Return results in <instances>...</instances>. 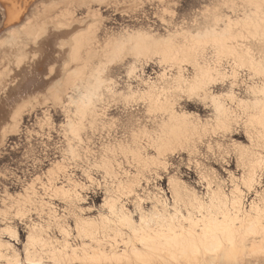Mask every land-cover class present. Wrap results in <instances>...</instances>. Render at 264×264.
Returning <instances> with one entry per match:
<instances>
[{
    "label": "bare ground",
    "instance_id": "1",
    "mask_svg": "<svg viewBox=\"0 0 264 264\" xmlns=\"http://www.w3.org/2000/svg\"><path fill=\"white\" fill-rule=\"evenodd\" d=\"M61 1L63 0H45L35 13L23 19L21 8L17 9L16 0H0V27H6V30L2 29L5 30L4 34L0 35V62L1 67L4 66L0 67V77L3 72L8 73L19 68V71H12L13 73L5 76L8 79L15 78L9 92L18 94V104L27 100L19 109H30L34 98L45 96L32 94L36 88H42L50 81L41 83L42 79L39 78L41 81L35 82V77L42 75L43 70L36 67V72L32 66L43 59L53 60L50 54L55 45L53 41L51 43L50 32L58 26L49 21L47 16L56 12ZM75 1L72 6H81L89 13L92 6H95L93 4L103 0ZM141 1L146 5V8L141 6L143 15L149 13L154 25H157L155 31H167L173 27L168 37L163 41L148 43L147 39L155 33L149 28L150 31H129V28L124 31L122 28L121 33H117L119 35L113 36L100 34L101 38L97 40L93 51H90L97 55L98 62L89 65L90 67L86 66L82 75L81 71L73 72L68 81L56 85L47 95L46 99L56 95L60 97H57L59 101L63 102L61 96L69 93L70 98L67 100H71L70 113H73V117L70 120L71 118L66 116L67 120L65 119L62 128L67 152L71 155L73 145L80 139V131L85 126V109L97 90L106 84V94L100 101L103 102V108L113 99V90L108 78L104 76L103 66L125 51H155L164 55L177 51L174 57L169 56L167 59L172 63L183 59L187 52L203 48L202 44L214 43L216 48L222 51L230 72H213L207 68L197 74L190 70L187 72L188 79L184 87L187 89L185 97L192 101L193 106H197L195 103L198 101L203 107L210 108L212 113L202 115L200 109L194 107L181 110V114L175 113L174 102L169 103V106L165 105L169 97L168 78L166 72L162 73V77L153 84L156 87H148L147 91L154 109L167 106L168 110L174 112L172 125L170 124L166 131L148 126L149 131L146 124H142L143 116L140 117L141 120L136 119L134 114L132 117L114 119L111 121L112 125L106 118L103 121L106 125L102 126L104 130L106 126H121L124 131L131 133L132 141L127 143L125 140L103 137L99 146V159L93 160L90 156H83L81 159L85 171H93L92 167L100 170V184L94 176L88 174L86 177L92 184L91 188L101 189L103 192L99 210L94 213L91 212L94 206L82 205L87 195L83 191L88 187L77 182L76 176H66L64 167L59 162L54 163L47 169L46 181L36 183V186H40L38 190L34 184V187L31 185L33 189L30 188V191L34 193L17 194L22 196V199L13 201L10 206L12 209L15 204L19 206L14 216L20 218L24 216L26 208L33 203H39L41 210L48 214L47 224L32 221L27 225L26 238L22 242L23 259L19 257L14 244L0 236V264H61L71 261L80 264H261L264 261L257 259V256L264 252V57L260 54L262 38L256 33L259 28L264 29V0H249L244 10L243 7L235 10L232 5L234 13H240L237 17L226 15L223 22L219 18H212V25L202 29V34L186 33L176 15L179 0ZM72 6L64 10L70 11ZM36 16L42 20L39 24L34 20ZM32 22L36 23L32 26L36 29L32 30L29 26ZM179 36L191 42L176 49L172 42ZM27 42L29 43L26 44ZM27 45L32 47L29 49ZM46 48L51 49L46 52L47 56L43 52ZM37 59L39 61H35ZM56 61L58 60L55 59ZM20 63L23 64L22 67ZM89 63L87 61V64ZM60 86L62 87L59 88ZM64 96L62 98H65ZM44 107L38 108L42 111L41 118H38L39 132L45 131L43 125L46 126L49 121L51 124V112L55 110L54 105ZM39 110L33 114L30 112L29 116H38ZM15 113L17 114V111ZM15 113L14 119L11 117V123L6 124L8 128L12 124L7 131L9 138L10 135L20 132L30 135L27 125L18 130V124H14L17 116ZM103 115L102 112L100 117ZM242 134L245 138L243 141L236 137ZM143 147L152 149L147 151ZM204 147L207 151L202 156L200 151ZM179 154L188 156V166L192 165L197 171L202 186L200 190L185 180L181 173L171 169L175 155ZM211 159L216 160V163L227 164V168L229 159H234L236 170L240 173L237 175L233 171H227V177L222 178L220 172L212 168L209 161ZM8 173L0 168L1 176ZM165 175L168 191L160 187L161 182L160 186L157 184ZM58 177L66 178L68 184L55 183L54 180ZM150 183L153 187L149 186ZM54 199L64 202V212L59 213L60 210L52 206ZM4 229V235L8 238H18V232L10 221Z\"/></svg>",
    "mask_w": 264,
    "mask_h": 264
},
{
    "label": "rangeland",
    "instance_id": "2",
    "mask_svg": "<svg viewBox=\"0 0 264 264\" xmlns=\"http://www.w3.org/2000/svg\"><path fill=\"white\" fill-rule=\"evenodd\" d=\"M43 1L45 0H16L17 2L16 4L18 5L17 9L21 8L20 12L23 14V19H25L28 16H31L33 13H35V11L38 10L39 5L44 4L42 3ZM247 1L249 0H183V1L179 0L176 7V15L178 21L181 20L180 22H182V27L186 29L185 31L187 34H189V32L200 34L201 32H204L203 30L206 27L212 25L213 23L212 18L215 17L219 18L221 19V22H223L224 16L226 15L229 16L232 15L233 18L237 17V15L240 13L238 11L234 13L236 8L239 9L243 7L244 10L245 6L248 5ZM75 2H76L75 0H63L59 2L56 12L55 13L53 12L52 14H49L50 16L49 15L47 16L49 21L51 20L52 22H55V25L58 26L57 29L53 28L55 30H52L50 32L52 33L50 36L51 37L50 39H52L51 43L54 42V45L56 46V48L54 46V50L50 54L53 60L43 59L39 63H36L34 64V66H32L33 68H35L36 72H37L36 67L38 69L43 70L41 72L42 75L39 74V76L41 75L40 77L38 75L35 77L37 78L35 82L39 83L41 79H42L41 83H43L45 80L47 81L50 80L49 84H47L42 88H36L34 91H32L33 92L32 94L35 95L39 94L45 96L44 97L41 96L42 98L39 99L32 98L34 101L30 99L31 101H33V105L30 106L32 109L30 107H29L30 109H28L27 107H26L27 109L26 108L19 109L22 106V104L27 103V100H25L26 102L23 101L22 103L18 104V102H20V100H17L20 99L18 98V94L15 95L16 93L13 94L12 92H9V89H11L14 85L15 78H9V79L5 78L6 74L13 73L14 71H17L19 68L18 67L15 68L17 70L14 69L10 70L8 73L3 72V75H1L0 77V168L2 167L4 170H7L9 172L8 175L5 176L2 175L3 177L0 175V190H2L0 191V236L3 237V239L9 240L12 244H14V247L18 249L17 251L21 259L24 258V252H23L24 248L22 242L24 241V238H26L25 235L27 234V225L30 224V222L32 221H35L38 224L41 223L47 224L48 214L44 210L43 211L41 210V208L39 207V203H35V204L33 203L30 207L26 208L23 217L19 218L17 216H14L15 215L14 213L16 212V208H19V206L15 204L16 207L14 206L13 207L14 209H12V207L10 206L12 205L13 201L18 202L22 199V196H20L21 197L20 198L19 195L17 194L20 195L33 194L34 191L32 193L30 191V188L33 189L35 185V188L38 190L40 186H36L37 185L36 183H40L41 181H46V178L48 176L47 169L53 166L54 163L59 162V164L64 167L63 171L67 174L66 176H70V177L76 176L77 182L86 184V187H88L89 189L85 187L86 190L83 192L86 193L88 196L86 195V199L85 201L82 202V205L94 206V210L91 212L94 213L97 212L99 210L98 207H100L102 202L103 192L101 191V189L91 188L92 184L90 183L89 179L86 177H88V174L92 175L96 178L95 179L96 182L100 184V182L102 181V179L101 181L99 179L100 170L96 167H92L93 171L90 169L85 171L86 169L83 168L84 164L82 163L81 159L83 158V156H90V158H93V160H98L100 157L99 146H100V142L102 144L103 137H110L112 139H121V140H125V142L127 143H131L132 141L131 133L130 132L128 133V130L124 131L122 127L119 125H118L119 127L116 128H114L113 126L112 127L106 126L105 127L106 130H104L102 126L105 123H103V121H105L106 118L108 121L110 120V122L114 119L120 120L121 118H127L128 116L132 117L134 114L135 115L134 117L136 119L138 118L139 120H141L140 117L143 116L144 121L143 120L141 121L142 124H146L147 129H149L148 126L149 127L152 126L157 129L161 128L162 129V130L160 129L161 131H166L165 129L166 128L168 129L172 125L171 119L173 118L172 115L174 114V112L168 110L169 107L167 106L158 108L160 109L159 111L158 109H154L152 102L149 101L150 99L147 91L148 87L151 86L156 87L155 85H153L154 82L156 84V81H158L159 77H162V73L164 72L167 73L166 75L168 78L167 90L169 96L167 97V103L165 105L168 104L169 106V103L171 104V102L172 103L174 102V111L177 114H181L185 108L186 110L188 108H189L188 110H190L192 109V107L200 109L199 112L202 115L211 114L212 112L210 108H207L205 106L204 108L200 103H198V101L197 103H195V105L197 106H193L192 101L186 99L185 96H187V89L184 87L186 86V82L188 79L187 72L192 70L194 71V73L200 74L202 73L201 72L202 70L207 68H209L213 72H226V73L230 72L229 71L230 68H228L229 65L227 64L225 58L223 57L224 55L222 51L219 48H216V45L214 43L213 45L210 43L202 44L203 48L195 51L187 52V55L183 59L176 60L172 63L168 62L167 59L169 58V56L174 57L177 51L168 53V55L159 54L155 51H149V52L146 51L143 53L125 51L121 53L118 57L112 58V60L107 61L106 59L107 62L105 61L106 63L103 66V73L105 78L106 77L108 78L111 90H113L112 93L113 99H110V103L103 108L102 107L103 102L100 103V101H102L101 98L103 99V97L106 94V93L104 94L106 84L100 87L99 90H97L96 94L92 97L90 103H88L89 105L87 109H85L84 112L85 121L83 124V126L84 125L85 126L80 131V139L75 145H73L72 154L69 155L62 135L63 134L62 132L64 131L62 128L64 126L63 124L65 122L66 116L68 117V119L71 118L70 120H72L73 117V113L72 114L70 113L72 108V104H70L71 100H67L68 98H70L69 93H65L61 96L63 102H60L58 99L60 97L56 95H52L53 98L51 99H46L48 98L47 95L54 90V87L56 85L58 84L60 85V83H63L64 81H68L70 77L74 74L73 72L76 73L77 71H81V75H82V72L84 71L86 66L94 65L96 64L95 62H98L96 60L97 55L91 52L93 51V47L96 46L97 40L101 38L100 34H105V36H113V34L119 35L117 33L119 31H120L119 33H121V30H123L122 28H124V31L126 29L128 30L129 28V31L152 30V32L155 31L157 28V25L156 24L154 25L153 22L154 20L149 13L148 15L150 16H148L147 14L143 15V9H141V6H143L142 8H146V5L145 2L143 3L141 0H103L99 3L93 4L95 6L94 7L92 6L91 12L89 13L85 12L84 8L81 6H78V8L75 5L72 6ZM63 3L65 6L63 5ZM82 5L84 6V4ZM232 5H234L235 10L232 9L233 8ZM70 6H72V9L70 11H66L70 8ZM37 18L38 17L36 16L34 20L36 19L35 22H38L39 24L40 23L39 21L42 20H39ZM33 23L34 22L30 23L29 25L31 28L34 24H36ZM29 26L28 29H30ZM158 26L161 27L159 24ZM172 26L173 25H171V27ZM107 27L109 28V31H107L108 30ZM34 28H32V30ZM2 29L6 30V27H2V26L0 27V32L2 31L0 35L4 34L3 31L5 32V30ZM171 30H173V27L168 28L167 31L166 30L155 31V33L152 34V36L149 37V39H147V42L152 43L154 41H163L164 39H166V36L168 37V34ZM55 31H60L61 33L60 34L53 33ZM256 33L259 35V38L261 37L262 41H264V29L259 28L256 31ZM9 35L12 34L9 33ZM56 36H58L59 39ZM29 42H27L26 44H28ZM189 42H191L189 39L179 36L173 40L172 45L174 47H177L176 49H179L181 47L183 48L185 45H188ZM32 45L31 46L27 45V48L30 49ZM50 50L51 49L48 50L46 48L45 51L43 52L46 55L47 54L46 52H49ZM72 53L73 54L75 53L74 56ZM76 54H79V56H76ZM35 55L36 54H34V56ZM55 59H57L58 61L55 62ZM28 60L30 59L28 58ZM35 61H39V59ZM87 61L90 63L87 64ZM22 63H20V65ZM22 66L23 64L20 67ZM0 67H1V62H0ZM61 87L62 86H60L59 88ZM183 89H186V91H184ZM8 93L11 94L12 96H10ZM14 96L17 97L15 98ZM63 96L65 98H62ZM5 101L7 102L5 103ZM14 103L15 105H13ZM17 105L19 107H17ZM51 105L55 106V110L51 112L52 126L51 124H49L50 123L49 121L46 126L43 125L44 126L43 129L46 132L45 131L39 132L37 129H38V125L40 124L39 123L40 119L38 118H41L42 111L39 110L38 108L41 107L48 108ZM181 105L183 107H180ZM37 110H39L37 112L38 116L32 115ZM15 111H17V114L15 113ZM101 111L103 112L104 115L100 117L102 113ZM30 112L32 113L31 116H29ZM14 113L15 115H17L15 116L14 124H18V130H21L25 125H27L26 127L28 128L29 132H31L30 135H26L20 132L17 135H10L11 137L9 138V134L7 133V131L12 126V124L9 128L6 124L11 123L12 120L11 117L14 115ZM90 122H91V126H90ZM40 133H43L45 135L41 136ZM236 137L242 141L245 139L243 134L241 136H236ZM87 148H88V152H87ZM144 148L147 149V151H151L152 149V148L143 147V149ZM205 148L206 147H204L200 151V154L202 156H204L205 152L207 151ZM140 149L142 150V147ZM28 151L31 153H29ZM197 158L199 159V156H197ZM179 160L180 163H178ZM209 161H211L212 163V168L216 169L218 173L220 172L222 178L227 177L226 174L227 171H233L237 175L240 173L236 170V163L234 159L233 160L229 159L228 168H227V164L225 163L224 164L216 163V160L213 159ZM188 164H189L188 156H186L185 154L183 156H180V154L175 155L172 164L173 166L171 167V169L181 173V176L185 180H187L192 186H195L200 190L202 186L201 183L199 182V176L197 174V171L194 169L192 165L188 166ZM126 168L128 169V166H126ZM37 177H40L41 179L38 180ZM154 181L156 180H153V182ZM54 182L57 183L58 185L68 184L66 178L62 179L60 177L56 178ZM160 182L162 186L159 185ZM166 182H167V175H165L164 177L162 176L161 180L158 181L157 184L160 187H162L164 191H168ZM149 186L153 187L152 184ZM53 202L54 205L52 206L57 210L59 209L60 210L58 211L59 213L64 212L63 208L65 205L63 201L61 202L57 199H54ZM33 205L34 207L38 205V207L34 208ZM3 209H5V211H3ZM8 221H10L15 226L18 232V238L16 240L13 238L10 239L8 238L7 235H4L5 234L4 226L8 224ZM257 259L258 260L264 259V255L257 256ZM245 260H247V257L245 258ZM86 263L87 262H84L83 264ZM61 264H80V262L71 261V262H63Z\"/></svg>",
    "mask_w": 264,
    "mask_h": 264
},
{
    "label": "snow or ice",
    "instance_id": "3",
    "mask_svg": "<svg viewBox=\"0 0 264 264\" xmlns=\"http://www.w3.org/2000/svg\"><path fill=\"white\" fill-rule=\"evenodd\" d=\"M260 54L262 57H264V41L261 42ZM261 255H264V252H262ZM261 264H264V261H262Z\"/></svg>",
    "mask_w": 264,
    "mask_h": 264
}]
</instances>
